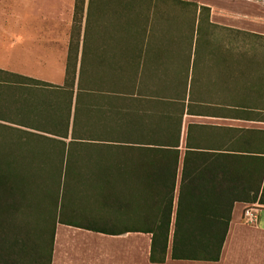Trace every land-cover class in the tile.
Returning <instances> with one entry per match:
<instances>
[{
	"label": "trees",
	"instance_id": "16d2710c",
	"mask_svg": "<svg viewBox=\"0 0 264 264\" xmlns=\"http://www.w3.org/2000/svg\"><path fill=\"white\" fill-rule=\"evenodd\" d=\"M93 1L75 0L74 21H79L80 27L76 50L68 56L64 86L18 76L22 84L19 109L22 116L28 117L18 125L25 129L0 123V264H52L58 223L107 235H150L153 264L166 263L168 256L173 261L218 262L235 205L264 206V151L253 148L252 138L240 137L244 140L240 145L223 150L205 144L194 147L187 142L182 155L184 110L177 109L172 98L162 100L160 121L151 113L145 123L144 131L152 134L151 141H136L142 119L132 117L127 131L122 115L125 103L111 95L110 87L105 91L100 86V92L90 94L81 88L78 58L82 24L86 19L85 44ZM11 83L8 74L0 70V84L14 92ZM6 93L3 96L0 91V103L4 104L0 114L10 110L6 104L12 93ZM74 101L75 117L82 106L78 134L74 130L70 134ZM158 133L159 140L153 135ZM74 145L89 147L80 156L94 163L100 172L88 179L111 182L113 178H128L137 187L131 200L136 208L127 213L139 223L109 228L62 219L58 208L63 178H56V173L66 158L74 157ZM40 170L49 175L36 177ZM74 179L64 178V182ZM117 199L115 207L127 209ZM47 229L51 236L46 256Z\"/></svg>",
	"mask_w": 264,
	"mask_h": 264
},
{
	"label": "crops",
	"instance_id": "0c3cea01",
	"mask_svg": "<svg viewBox=\"0 0 264 264\" xmlns=\"http://www.w3.org/2000/svg\"><path fill=\"white\" fill-rule=\"evenodd\" d=\"M55 4V1L25 0L19 5L22 10L12 18L0 16V70L8 74L16 88L22 87L18 76L35 79L20 73L24 55L29 53L28 47H40L39 37L46 34L43 37L47 39L52 33L43 27L42 30L32 29L30 23H55L57 15L50 9ZM151 5L153 9L149 16L145 15L148 22L132 24L134 33L127 47L91 51L90 60L97 62L102 66L100 71L107 73L105 77L87 75V81H83L81 73L82 91L86 94L100 92V80L108 81L111 95L125 103L122 115L126 117V130H130L132 117L142 119L138 124L140 132L135 137L138 142L151 141L152 134L144 131L145 123L151 113L160 121L162 100L172 98L176 108L184 110L180 140L182 155L187 142L194 147L205 144L223 150L240 145L244 141L241 138L247 137L252 138L253 148L264 151V61H237L234 55L243 50L232 36L245 32L252 38H264V17L256 13L258 9L263 13L261 8L264 7L243 0L233 6L219 1L189 0H153ZM163 5L179 9L173 16L161 10ZM162 16L175 18L176 32L172 38L168 37L175 40L174 48H168L169 43L163 40L166 26ZM7 17L12 19L10 24ZM25 30L31 33L24 34ZM29 40L30 45L27 44ZM44 45L48 46L47 43ZM53 45L50 46L53 48ZM255 49H248L245 54L251 56L256 53ZM84 55L85 44L81 38L80 66ZM62 86L64 83L58 87ZM15 100L17 110L21 106V94L17 93ZM16 120L20 121L17 117ZM0 123L25 129L18 125L19 122ZM153 135L160 139V133ZM247 206L237 203L234 207L220 261H173L168 256L164 264H264V206L259 205L257 226L245 223L243 210ZM132 234L141 233L115 236L79 225L58 223L52 264H153L150 261L151 236L141 234L148 236L143 238Z\"/></svg>",
	"mask_w": 264,
	"mask_h": 264
},
{
	"label": "rangeland",
	"instance_id": "374dc122",
	"mask_svg": "<svg viewBox=\"0 0 264 264\" xmlns=\"http://www.w3.org/2000/svg\"><path fill=\"white\" fill-rule=\"evenodd\" d=\"M24 1L25 0H0V16L4 15L8 16L9 19L12 18L16 14V12L22 10V6L19 5ZM42 1H55L56 4L54 5V7L50 8L53 9L54 13L57 15L55 18V23H46L45 21H39L35 24L30 23V25H32V29L38 28L39 30H42V27L44 29L47 28L48 33L52 32V35L49 34V37L47 39L43 37L46 34L41 35V37H39V42L41 44L40 47H28L29 53L28 55H24L25 61L23 63L22 70H20V73L26 76H33L35 79L41 82L59 86L65 83V71L67 70L68 66L69 53L72 50H76L80 22L74 21L75 0ZM152 1L153 0L93 1L86 30L85 55L81 66L79 65L78 59V72L80 73L81 68L83 81L86 79V76L90 74H94L95 76L100 75L101 77L106 76L107 72H105L104 70L100 71L102 69V66H98L97 62H92V60H90L91 51L94 49L98 51L105 47L106 49L127 47L132 42L131 35L134 33H132V27L135 25L134 22L138 24L146 21L148 22V18H145V15L149 16V13L153 9L151 5ZM189 1H202L204 3L219 1L222 3L231 4V6H233V4H236V2L240 0ZM163 3L167 4V2H162V4ZM261 4L264 7V2H261ZM163 6L165 7H161V10L168 11L173 16H175L176 11L179 9L174 6ZM261 11H263V13H261L258 9L256 10V13L264 17V9L261 8ZM163 14L165 15V13ZM62 15H64V17H62ZM8 17V24H10V21L12 19L9 20ZM4 19L6 18L4 17L3 20ZM162 22L163 25L166 26V28H163V33L165 34V36H163V40L166 44L169 43L167 45L168 48H174L175 40L169 38H172L176 32L175 18L162 16ZM133 23L134 25L132 26ZM84 27L85 20H83L82 24V42H84ZM24 32V34L31 33V31L29 30H25ZM247 34L243 32L240 34L236 33L232 35L234 36L233 38L236 39V43H238V46L243 50V53L236 54L234 55V57H236L237 61H264V38H252ZM46 43L48 44V46L44 45ZM27 44L30 45V40ZM51 44H54L53 48L50 46ZM252 48H256V53L252 54L251 56H247L245 54L246 50ZM250 57L254 58L252 60H249L248 58ZM102 58H104V56H102ZM91 69L93 70V72H91ZM9 72L16 73L17 71ZM87 80L88 79H86V81ZM100 83L102 90L106 91V88L110 87L109 85H107L108 81H102L101 79ZM2 85L3 84H0V89L3 88L2 90H0L1 95L4 96L7 91L6 94L12 93L11 95H9L12 97H7L9 103L6 105L8 106V108H10V110H6L5 113L0 114V119L8 121L10 124L19 122L18 120H16V117L19 120H22V118H24L25 120L28 119L27 116H22L21 109L18 108L17 110H15V97L17 93L21 94V88L14 87V92H11L10 90L4 89V87L6 86ZM168 89L173 90V88H167V90ZM29 94H32V89L29 90ZM0 104L2 105L3 103ZM3 105L0 106V108H2ZM81 113L82 106L81 112L79 113L78 109V116L75 117L74 101V108L70 119V134H72L73 130L76 134H78L79 130H81L82 123L79 121V116L81 115ZM38 126V124H33V127ZM40 128H43V126H40ZM72 147V155H74V157L66 158L65 162L62 163V167L56 173V178H63L60 192L61 197L58 208L59 214H62V219L89 226L109 228L125 227L127 225H131L132 223H139L138 219H134L132 215L127 213L136 208V206L132 205L131 200L134 197L133 194L137 192V187L135 188L134 185L129 182L128 178H113L111 182H103L101 178H99L95 182L88 179L95 178L93 175L96 174V171L98 174L100 173L94 163H91L87 159L83 158V155L80 156V152L82 150L89 149V147H83V149H81V146L76 147L74 145ZM8 148H10V144ZM66 151L68 152L69 148H67ZM75 151H78V153H76ZM81 153H84V151ZM67 159H69L68 162ZM48 175L49 173L40 170L39 172H37L36 177H47ZM64 178L76 179L66 184L64 182ZM117 198H119L121 202H123L127 206V209L119 210L115 207L114 201L118 200ZM73 212H75L76 214ZM46 231L48 232L46 235L47 240L44 254L47 256V254H49L48 244L49 238L51 236V230L47 229ZM132 235L135 237L140 236L143 238H148V236H144L141 234Z\"/></svg>",
	"mask_w": 264,
	"mask_h": 264
},
{
	"label": "built area",
	"instance_id": "2783aa9c",
	"mask_svg": "<svg viewBox=\"0 0 264 264\" xmlns=\"http://www.w3.org/2000/svg\"><path fill=\"white\" fill-rule=\"evenodd\" d=\"M249 3H255V4H261V2H264V0H243ZM262 5V4H261ZM259 205L253 204L246 207L244 210V220L245 223L250 226H257L258 224V211H259Z\"/></svg>",
	"mask_w": 264,
	"mask_h": 264
}]
</instances>
